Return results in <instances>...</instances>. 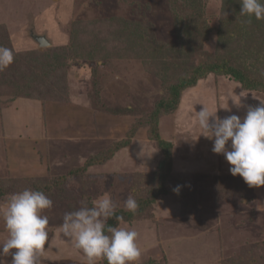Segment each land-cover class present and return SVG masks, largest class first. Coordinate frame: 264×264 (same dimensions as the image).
Instances as JSON below:
<instances>
[{
    "label": "rangeland",
    "instance_id": "obj_1",
    "mask_svg": "<svg viewBox=\"0 0 264 264\" xmlns=\"http://www.w3.org/2000/svg\"><path fill=\"white\" fill-rule=\"evenodd\" d=\"M237 1L0 0V46L20 56L0 71V208L24 189L53 201L39 264H88L58 229L66 212L105 193L124 216L121 226L139 233L135 264L263 258L264 187L231 175L213 141L200 136L196 112L204 105L243 119L264 91L211 73L183 92L177 109L159 119L161 138L172 143L165 183L150 135L160 101L201 64L230 63L264 81V20L249 23ZM32 30L52 46L39 47ZM50 48L66 59L48 61L57 58ZM129 196L135 213L124 208ZM6 236L0 217V243ZM4 259L11 264V255Z\"/></svg>",
    "mask_w": 264,
    "mask_h": 264
},
{
    "label": "clouds",
    "instance_id": "obj_2",
    "mask_svg": "<svg viewBox=\"0 0 264 264\" xmlns=\"http://www.w3.org/2000/svg\"><path fill=\"white\" fill-rule=\"evenodd\" d=\"M240 4L239 15L247 17L249 23L253 18L264 20V0H240ZM13 62V49L0 46V71ZM217 112L204 105L196 112L200 136L213 141L212 152L225 157L231 175L242 177L251 188L264 187V102L250 106L243 119L235 114L221 118ZM179 190V186L174 189L177 193ZM53 206V201L39 190L24 189L10 196L6 206L0 208L7 233L0 243V264H7L4 258L9 255L11 264H39L49 244V217L44 213ZM116 207L105 193L90 205L84 202L79 209L63 216L58 230L83 253L88 264L103 260L107 264H135L142 254L138 231L121 226L126 222L124 216L116 215ZM124 208L135 213L137 200L129 196ZM112 218L117 221L116 226L108 224Z\"/></svg>",
    "mask_w": 264,
    "mask_h": 264
},
{
    "label": "trees",
    "instance_id": "obj_3",
    "mask_svg": "<svg viewBox=\"0 0 264 264\" xmlns=\"http://www.w3.org/2000/svg\"><path fill=\"white\" fill-rule=\"evenodd\" d=\"M238 1H237L238 8L241 11L240 0ZM57 50H60V49H57ZM47 53L51 56L57 55V58H51V57L48 58V61H50L51 59H55L54 61H56L57 63H58V58L66 59V55H67L65 51L58 52L56 50H53L52 48H50ZM36 55H40V54H36ZM17 57H20V56H17ZM17 57L14 54V62L11 65L15 63ZM21 57H26L25 59H30V57H33V56L23 54V56ZM36 62H39V61L36 59ZM13 68L14 67H12V69ZM20 69L22 70V72L23 70H25L28 73L25 67H21ZM27 73L23 72V75L20 77L24 78L27 75ZM211 73L221 74V75H230V77H232L235 82L240 83L248 91H259V92L264 91V81L261 80L260 77L252 76L249 73L244 72V70L239 69V67L232 66L230 65V63H225V62L223 63L212 62V63L201 64L198 68L194 70L193 75L190 79L184 78L177 85L173 86L170 89L169 99L160 101L157 108L153 112V119L151 120V122L154 127L150 128L151 130L150 135L153 136L154 138L153 140L156 141L157 146L160 152L162 153L161 168L163 169L164 173L161 174L160 178H161V182L163 183L171 179L172 170H173V154H172V143L162 139L159 134V131H158L159 119L161 118V115L163 113H170V112L175 111L181 102L182 93L185 92L187 89H191L195 87L198 84V81L203 78V76L207 74H211ZM41 77H42V73H41ZM41 77H40V81H41ZM91 162L86 163V165L83 168L80 167V168L74 169L73 171H70V173L73 172L75 174H78L80 170L89 169L90 164L91 165L93 164ZM121 214L122 213H119L118 215H121ZM113 223H114V219L108 222V224L112 226H113ZM262 256L263 258L256 257V258H252L251 260H248L246 258L242 260L240 258L237 264H264V255ZM104 264H107L106 260H104Z\"/></svg>",
    "mask_w": 264,
    "mask_h": 264
},
{
    "label": "water",
    "instance_id": "obj_4",
    "mask_svg": "<svg viewBox=\"0 0 264 264\" xmlns=\"http://www.w3.org/2000/svg\"><path fill=\"white\" fill-rule=\"evenodd\" d=\"M35 31L32 30L31 31V37L32 39L38 44L39 47L41 48H48V47H51L52 44L51 42L48 40L47 36H38V35H35Z\"/></svg>",
    "mask_w": 264,
    "mask_h": 264
},
{
    "label": "crops",
    "instance_id": "obj_5",
    "mask_svg": "<svg viewBox=\"0 0 264 264\" xmlns=\"http://www.w3.org/2000/svg\"><path fill=\"white\" fill-rule=\"evenodd\" d=\"M49 40V39H48Z\"/></svg>",
    "mask_w": 264,
    "mask_h": 264
}]
</instances>
